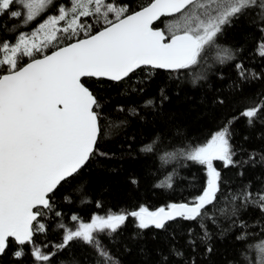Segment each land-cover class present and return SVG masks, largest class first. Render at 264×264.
<instances>
[{
	"label": "snow or ice",
	"instance_id": "1",
	"mask_svg": "<svg viewBox=\"0 0 264 264\" xmlns=\"http://www.w3.org/2000/svg\"><path fill=\"white\" fill-rule=\"evenodd\" d=\"M50 9L55 14L48 15L29 34L19 30ZM253 14L259 17L261 34L255 53L264 58V0H148L139 10H133L125 0H68L67 7L59 0H0V34L14 33L15 41L0 39L3 54L0 57V256L15 245L12 257L22 261L24 246L30 245L35 262L51 264L57 252L67 249L72 242H80L103 257L98 264H119L95 234H105V230L117 232L130 216L140 230L133 239H139L143 230L150 227L168 233L165 238L168 252L158 250V264H172L173 258L175 264H209L215 251L210 241L214 235L223 239L233 228L240 229L235 240L241 245L237 258L229 264H264V240L244 245L248 235L245 230L249 227L246 222L233 220L218 233L210 232L205 223V220L217 223L207 209L209 205L215 206L221 193V173L213 161H221L225 168L238 165L230 143L234 135L231 126L244 118L251 128L264 112V99L229 119L203 144L182 151L185 160L205 166L207 174L206 187L188 202L169 203L155 211L140 206L127 213L93 215L90 222H80L78 216L72 215L71 227L63 221L57 224L62 236L52 252L41 251L33 239L36 233L46 232L42 220L52 212L60 189L65 184L71 185L94 156L111 158L109 153L98 149L104 134L103 106L87 81L95 80L99 87H104V82H123L127 90L143 93L155 70L171 74L192 69L202 62L209 48L219 47L216 41L226 28ZM87 17L92 18L91 22L81 19ZM168 17L172 19L165 22L166 31L154 26L161 18ZM61 22L63 27L59 26ZM58 33L65 34L66 39H75L83 33V38L43 54V49L58 39ZM220 53L221 64L236 60L230 48H221ZM25 57L27 62L23 60ZM235 69L241 81L264 79V75L246 69L242 63H236ZM137 73L143 78H135ZM201 79H206L203 73L197 74L193 83ZM159 95L161 104L168 100L163 87ZM156 103L149 98L144 107L154 108ZM207 103L223 104L224 100L214 96ZM140 151L151 153L153 144ZM252 159L254 156L250 155L249 160ZM261 159L264 160V155ZM131 183L138 181L133 177ZM156 187L172 188V176ZM249 187L250 184L245 185L231 200H239L242 207L251 204L264 214V189L254 195ZM55 215L60 217L62 213ZM184 222L189 223L187 228ZM193 223L199 232L191 226ZM173 224L180 228L179 233ZM178 237L184 241L181 247H177ZM245 247L255 250L250 262L242 250Z\"/></svg>",
	"mask_w": 264,
	"mask_h": 264
},
{
	"label": "trees",
	"instance_id": "2",
	"mask_svg": "<svg viewBox=\"0 0 264 264\" xmlns=\"http://www.w3.org/2000/svg\"><path fill=\"white\" fill-rule=\"evenodd\" d=\"M59 2L68 6V0ZM125 2L133 10H138L148 0ZM53 14L55 12L50 9L38 16L36 21L19 30L25 34L30 33L48 15ZM171 19H161L154 26L166 31L165 22ZM82 20L91 22L92 18ZM259 25L258 15L253 14L241 19L234 26L225 29L224 34L216 41L219 47L209 48L200 64L180 73L169 74L155 70L151 80L146 82L143 93L127 90L123 82H104L105 86L99 87L97 81H87L103 106L101 124L104 134L99 140L98 149L100 152L109 153L111 158L94 156L71 185L65 184L60 189L53 202L52 212L42 220L46 225V232L36 233L33 237L41 246V251H55L53 245L58 243L62 236L57 224L63 221L71 227L74 223L70 219L72 215L78 216L80 222H90L93 215L106 217L110 213H127L138 210L140 206L155 211L169 203L188 202L202 192L207 182L206 167L185 160L181 153L190 146L203 144L229 119L252 107L254 102L264 99V79L241 81L235 69V64L239 62L246 69L264 75V58L255 53L261 35ZM80 38H83V33L75 39ZM0 39L15 42L14 33L0 34ZM58 39L44 54L75 41L66 39L65 36ZM221 48L232 49L236 60L219 63ZM240 48L243 51L237 52ZM37 56L42 54L37 53ZM23 60L28 61L27 58ZM199 73H203L206 79L193 83L194 77ZM135 78L143 76L137 73ZM161 87L168 96V100L162 104L159 95ZM214 96L223 99L224 103H207ZM149 98L156 100L154 108L144 107V102ZM120 108L124 111H119ZM132 109H135V112L131 111ZM262 120L264 112L251 128L246 125L244 118L236 120L231 126L234 135L230 143L236 152L233 157L238 161L236 167L225 168L220 161L213 163L221 173V193L218 194L220 198L215 206L209 205L207 209L217 223L213 224L211 220H205V223L210 232L218 233L220 228H228L233 220H243L249 225L245 230L248 235L244 245H255L264 240V214L251 204L242 207L239 200L233 202L231 197L249 184L248 190L254 195L264 189V160L261 159L264 155ZM148 144H153V151L141 152L140 149ZM168 153L173 155L169 157L166 155ZM250 155H253L254 159L249 160ZM169 175L172 176L173 187L157 188L156 184ZM133 177L138 181L137 184L131 183ZM69 200L71 202H68ZM97 204L100 206L97 207ZM55 212L62 215L57 217ZM188 226L189 223L184 222V227ZM191 226L197 232L200 231L194 223ZM173 228L177 233L180 232V228L175 224ZM139 231L135 227L134 218L129 216L117 232L108 233L105 230V234L95 235L100 236L104 249L119 264H158V250H163L165 254L168 252L165 239L168 233L150 227L143 230L139 239H133L134 234ZM239 232V228H233L225 233L223 239L214 235L210 243L214 244L215 251L209 264H229V261L237 258V249L240 248L241 242L236 241L235 236ZM178 239L177 247H181L183 238ZM30 248V245H25L22 261H16L12 257L16 246L9 247L7 254L0 256V264H44L34 261ZM242 250L249 262L256 255L255 250L250 251L246 247ZM200 259L202 257H198V260ZM102 260L103 257L98 256L91 246L72 242L67 249L52 257L51 264H98ZM172 264H175L174 258Z\"/></svg>",
	"mask_w": 264,
	"mask_h": 264
},
{
	"label": "rangeland",
	"instance_id": "3",
	"mask_svg": "<svg viewBox=\"0 0 264 264\" xmlns=\"http://www.w3.org/2000/svg\"><path fill=\"white\" fill-rule=\"evenodd\" d=\"M81 19H82V18H81ZM42 22H43V21H42ZM59 26L63 27V26H64V22H61V24H60ZM27 34H29V33H27ZM57 35H58V38L60 37V39H61V36H62V37L65 36V34H63V33H58ZM58 40H59V39H58ZM54 42H55V41H54ZM54 42H53V43H54ZM46 49H47V48L43 49V54H44V52L46 51ZM40 54H41V53H40ZM2 55H3V54L0 53V57H2ZM25 58H27V57H25ZM25 58H23V59H25ZM27 59H28V58H27ZM220 162H221V161H220ZM213 163H214V161H213Z\"/></svg>",
	"mask_w": 264,
	"mask_h": 264
},
{
	"label": "water",
	"instance_id": "4",
	"mask_svg": "<svg viewBox=\"0 0 264 264\" xmlns=\"http://www.w3.org/2000/svg\"><path fill=\"white\" fill-rule=\"evenodd\" d=\"M139 10V9H138ZM168 18H170V17H168ZM161 19H166V18H161ZM158 22V21H157ZM156 22V23H157ZM159 29H161V28H159ZM162 30V29H161ZM72 42H75V41H72ZM72 42H70V43H72ZM66 45V44H65ZM65 45H63V46H65ZM60 47H62V46H60ZM59 48V47H58ZM58 48H56L55 50H57ZM55 50H53V51H55ZM52 52V51H51ZM47 54H50V52L49 53H47ZM41 58H42V56H41ZM160 71H164V72H167V71H165V70H160ZM171 223V222H170Z\"/></svg>",
	"mask_w": 264,
	"mask_h": 264
},
{
	"label": "flooded vegetation",
	"instance_id": "5",
	"mask_svg": "<svg viewBox=\"0 0 264 264\" xmlns=\"http://www.w3.org/2000/svg\"><path fill=\"white\" fill-rule=\"evenodd\" d=\"M42 23V22H41Z\"/></svg>",
	"mask_w": 264,
	"mask_h": 264
}]
</instances>
